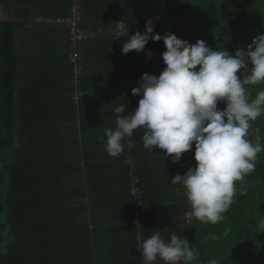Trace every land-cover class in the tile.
<instances>
[{"label":"trees","instance_id":"16d2710c","mask_svg":"<svg viewBox=\"0 0 264 264\" xmlns=\"http://www.w3.org/2000/svg\"><path fill=\"white\" fill-rule=\"evenodd\" d=\"M78 1L82 31L91 27L90 7L107 4L110 61L116 73L108 79L113 80L106 72L85 70L80 53L74 71L68 58L69 29L53 23L70 16L71 0H26V11L20 15L17 10L16 16L13 0H0V264H143L137 238L146 239L167 224L182 229L181 238L198 251L193 264L212 259L222 264L226 249L234 264H264V233L256 232L264 217V151L258 153L255 171L243 183L236 182L238 194L221 222L188 224L182 185L157 195V207L148 190L145 168L148 162L156 163L163 150L145 149L143 129L138 128L124 141L134 147L112 157L105 150L104 133L115 127L113 110L119 103L125 104L123 115L137 106L139 97L131 88L140 76L159 75L165 66L163 40L149 39L141 52H120L127 61L121 77L117 45L122 46L115 21L125 18L131 35L143 32L146 20L153 18L155 33L173 32L190 43L202 39L213 50L234 52L264 32V0ZM45 4L55 7L42 9ZM48 12L51 22L36 21L37 15ZM86 37L80 44L89 42ZM247 87L251 98L264 90V85ZM257 136L264 147V116L250 129L254 143ZM193 151L182 155V160H192L190 166L195 165ZM166 160L163 156L158 161ZM186 170L179 166L169 174ZM131 171L141 191L139 224L133 223ZM166 171L163 168V175Z\"/></svg>","mask_w":264,"mask_h":264},{"label":"clouds","instance_id":"9594fccd","mask_svg":"<svg viewBox=\"0 0 264 264\" xmlns=\"http://www.w3.org/2000/svg\"><path fill=\"white\" fill-rule=\"evenodd\" d=\"M115 22L116 38L127 37L121 47L123 54L143 51L149 39L163 40L165 66L159 75L143 73L137 86L131 88V94L139 97L132 111L123 115V103L114 108L115 127L104 129L105 150L118 157L125 147L133 148L130 140L126 145L124 141L138 128L143 129V147L149 152L154 147L163 150L164 159L171 163L179 162L194 148L195 165L172 176L171 183L186 190L192 218L221 222L238 194L236 182L243 183L255 171L258 153L264 151L259 136L255 143L250 139L253 122L264 116V90L251 98L247 87L264 85V32L245 47L229 52L213 50L202 39L190 43L173 32L155 33L153 18L146 20L143 32L131 35L125 18ZM148 55H152L151 50ZM221 102L222 109L218 107ZM256 232L264 233V217L259 219ZM137 241L143 264L158 260L193 264L198 258V251L179 234L166 241L155 232ZM209 264L219 262L212 259Z\"/></svg>","mask_w":264,"mask_h":264},{"label":"crops","instance_id":"0c3cea01","mask_svg":"<svg viewBox=\"0 0 264 264\" xmlns=\"http://www.w3.org/2000/svg\"><path fill=\"white\" fill-rule=\"evenodd\" d=\"M26 0H13V9H14V15L16 16L17 10H21V14L24 13V10L26 11V9L24 8V2ZM51 1V0H50ZM105 5H107L105 3ZM104 5V7H102V3H101V7H93L91 6L90 8V13H92V17L87 21L89 22V24H91V27L89 29V31H82L85 34V39H89V42H87L85 44V41L80 44V54H82V64L84 66L85 70L88 69H92L97 71L98 73H103L106 72L107 79L108 78H113L115 77V71L113 70L114 66L113 64H111L110 58L113 54V51L109 45V40H108V36H109V32H112L111 29L109 28V18L106 16L108 10L106 9V6ZM41 7V6H40ZM50 7H52V5H42V9H50ZM55 7V6H53ZM52 7V8H53ZM105 9L107 11H105ZM29 14L32 15L33 14V10H28ZM51 14L52 13H46V15H37L36 16V21L39 20H45V22H51L50 18H51ZM60 17V16H59ZM122 18V15L120 17H118V19ZM54 21V20H52ZM55 23V21L53 22ZM58 27V26H57ZM115 30V28H114ZM113 30V33H114ZM85 44V45H84ZM119 45H117V55L119 56V60H121L120 64H119V68L122 70H120V76L123 77V75L125 74L124 69L125 66L127 64L126 60H123V56L120 54L121 51V47L118 48ZM64 51L67 52V46L64 47ZM103 75V74H101ZM113 79H108V80H113ZM163 152V151H162ZM157 161L156 163H147V168H145V172H146V180L148 181L147 184L148 186V190L152 191V194L154 196V200L153 203L155 204V206L157 207V204L155 202H158L159 199L157 197V195L159 194H164L166 192L171 191V189H178L180 190L179 186H174V185H165L167 183V181L169 182V184H171V177L172 175L169 174L170 172H173L176 167L182 166L183 169H187L192 160H181L177 163H171V161L168 159L166 160L169 162H164V161H158L159 158H163V153L160 154L159 157H157ZM167 158V157H166ZM168 168V171L165 172V174L163 175V168ZM179 173V172H178ZM115 174V173H114ZM175 174V172H174ZM173 174V176H174ZM176 175V174H175ZM116 176V174H115ZM169 177V179H168ZM170 180V181H169ZM164 187L161 189V187ZM185 190V189H184ZM186 191V190H185ZM187 199V198H186ZM188 201V200H187ZM188 208L190 210V212H188L189 214L187 215V219L186 221L188 222V224L190 223H197L199 222L198 219L192 218L191 216V207H190V203L188 201ZM195 224H193L192 228L195 227ZM168 227H163L164 230H158L156 232H160L161 236L163 239L165 240H169L170 236L172 234H182L180 228H175L172 227L171 224H167ZM190 226V225H189ZM127 228L131 229V223H127Z\"/></svg>","mask_w":264,"mask_h":264},{"label":"built area","instance_id":"2783aa9c","mask_svg":"<svg viewBox=\"0 0 264 264\" xmlns=\"http://www.w3.org/2000/svg\"><path fill=\"white\" fill-rule=\"evenodd\" d=\"M71 13L70 16L57 18L60 23L65 24L69 29V45H68V58L70 63L74 65V71H76L78 67V58L79 54V44L81 40L85 37V34L82 32L80 28H78V21L80 20V4L78 0H71ZM124 42V37H120V46ZM131 164H133L132 158L128 160ZM138 177L133 171L130 173V188L129 192L134 196V211L136 216L133 218L134 224H139L138 216L140 213L139 205H140V194L141 191L138 187Z\"/></svg>","mask_w":264,"mask_h":264},{"label":"rangeland","instance_id":"374dc122","mask_svg":"<svg viewBox=\"0 0 264 264\" xmlns=\"http://www.w3.org/2000/svg\"><path fill=\"white\" fill-rule=\"evenodd\" d=\"M1 17H2V14H1ZM45 21V20H44ZM55 22L57 23H60L58 22L57 20H55ZM229 238V235H225L223 236V240L224 241H227ZM223 256V260L221 259V262L222 264H234V258L233 256L229 253V251L226 249L224 251V254L222 255Z\"/></svg>","mask_w":264,"mask_h":264},{"label":"water","instance_id":"95a60500","mask_svg":"<svg viewBox=\"0 0 264 264\" xmlns=\"http://www.w3.org/2000/svg\"><path fill=\"white\" fill-rule=\"evenodd\" d=\"M2 18H1V14H0V20H1Z\"/></svg>","mask_w":264,"mask_h":264}]
</instances>
